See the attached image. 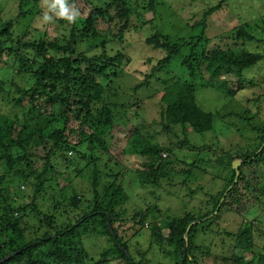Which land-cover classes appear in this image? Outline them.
I'll return each mask as SVG.
<instances>
[{
    "label": "trees",
    "instance_id": "obj_1",
    "mask_svg": "<svg viewBox=\"0 0 264 264\" xmlns=\"http://www.w3.org/2000/svg\"><path fill=\"white\" fill-rule=\"evenodd\" d=\"M39 1L10 0L9 11L0 12V60L2 53L12 57V65L16 64V70L11 77L26 76L35 81V86L30 89L23 87L16 90L18 103H28L25 124L19 127L0 116V157L6 161L7 174L13 173L9 175L11 178H0V261L9 257L2 264H88V256L80 238L85 234H95L108 242L101 261L95 264H148L146 253L139 255L140 259L136 258V254L130 250V240L127 237L125 240L128 227L120 207L126 201L122 183L128 171L123 164V154L126 152L122 150L121 143L129 144V148L139 146L141 154L152 152L150 162L142 164L143 171L137 170L135 173L142 186L152 190L153 196L157 171L164 162L160 154L164 150L142 146L138 129L116 124L115 109L112 110L115 106H109L106 103L108 98L104 100L103 93L97 90L95 74L103 75L110 67L117 68L124 51L118 50L108 57L105 45L102 44V56L89 58L85 54L77 55L76 47L88 39L102 37L96 22L106 26L104 32L109 33L113 39L111 44H123L130 20L138 15L137 9L145 5L153 12L155 7L162 4L158 0H68L66 4L72 9L70 11L78 13V5H83L81 15L72 22L58 18L57 22L68 25L67 36L46 40L43 33L38 37L41 28L34 27L38 23L35 22L36 18L41 16ZM176 1L187 6L199 0ZM227 1L231 0H220L217 5L207 7L200 20L190 26L192 31L200 33L196 37L189 36L180 45L171 43V37H163L159 31L145 40L146 45L165 53L159 66H167L179 50L192 44L188 55L181 60L187 76L174 82L173 86L162 92L160 98L165 103L161 110L164 130L181 126L187 135L202 136L211 132L215 115L199 107L195 94L200 88H214L224 93V96L232 97L244 88V77L239 80L240 75L264 64V25L258 22L241 23L230 31V37L236 43L240 42L241 47L255 42L257 47L253 52L219 48L217 44L223 43V36L215 38L212 45H208L207 19L223 5L226 6ZM139 2H144V5ZM47 24L43 22L40 27L45 28ZM199 47L202 50L198 51ZM204 66L208 71L206 78ZM82 67H87L86 73ZM1 71L10 72L11 67L2 69L1 66ZM233 74L239 85L235 92L226 90L229 83L225 77ZM196 79H202V82L196 85ZM217 79L219 81L215 83ZM57 84L61 85L60 93H56ZM78 87L88 88L86 97L77 94ZM139 87L141 85L134 90ZM262 98L264 94L259 95L255 102L259 103ZM96 103L101 106L93 113L92 105ZM56 104L60 107L55 114L53 107ZM233 114L231 112L228 116ZM238 119L250 125L248 115H240ZM251 130L255 136L246 139L243 148L234 152L226 151L224 160L215 161L216 165L222 166V170H229L218 194L204 202L197 213L167 218L164 228L158 227L156 220L149 226L156 243L159 246L164 243L169 248L166 254L172 264H198L194 251L196 238L205 229L212 227L226 207L241 203L236 198L241 185V189L250 191L255 197L259 195V200L264 204V185H261L259 179L252 180L255 173L251 174L249 182L244 183V170L253 172L257 166L264 168V122L258 126L251 125ZM132 138L135 140L132 141ZM184 144H187L186 140ZM13 148L17 152L12 154L10 150ZM38 148L45 152L40 156L44 160L41 166L34 163V152ZM208 150L211 151L210 148ZM53 156L64 160L65 171L72 168L71 164L77 163L74 167L75 177L58 172L52 166ZM235 160L242 161L236 182V173L231 168ZM189 178H193L191 172L187 173L185 180ZM14 182L18 189L12 196L9 186ZM29 182L32 192L28 198L31 202L19 203L20 185ZM87 184L91 188L88 189ZM230 186V191L224 197ZM48 192L51 195L47 207L45 195ZM62 193L71 196L63 197ZM191 193L187 196L192 197ZM89 194L93 195L92 204H87L86 195ZM41 197L44 211L40 209L41 205L36 204ZM153 209V206H149L146 213L152 214ZM145 221V215L140 213L136 225L143 227ZM31 222L34 227L30 225ZM187 230V247L184 248ZM235 240L237 249L246 251L254 247L258 234L251 224H241ZM261 248L264 249V245ZM110 255L111 261L108 259ZM257 259V264H264V253L259 251ZM238 260L234 259L235 264H253Z\"/></svg>",
    "mask_w": 264,
    "mask_h": 264
},
{
    "label": "rangeland",
    "instance_id": "obj_2",
    "mask_svg": "<svg viewBox=\"0 0 264 264\" xmlns=\"http://www.w3.org/2000/svg\"><path fill=\"white\" fill-rule=\"evenodd\" d=\"M158 1L162 6L155 7L156 10L153 12L146 8L144 2H139L144 6L138 8V15L130 20V26L125 32L123 44L116 42L111 44L113 39L109 33L104 32L106 26L96 22V28L102 37L81 42L76 47V52L77 55L85 54L89 58L102 56V44L105 45L106 56L108 57H111L118 50L124 51L117 68L110 67L103 75L95 74L94 80L98 86L97 90L100 94L103 93L104 100L106 97L108 98L106 103L109 106H115L112 110L115 109L116 124L130 125L138 129L140 139L143 141L142 146L146 145L150 148L157 147L164 150L160 154L164 162L157 171L158 177L153 196L152 190L149 187H143L135 173L137 170L143 171L142 164L150 162L152 152L141 154L139 146L129 148V144L121 143L122 150L124 149L126 152L123 154V164L128 171L122 183L126 201L120 207V212L123 214L122 218L128 227L125 240L126 237L130 240V250L134 255L136 254V258L140 259L139 255L142 256L146 253L148 264H172L166 254L169 248L164 243L159 246L156 240L152 238L148 228L154 223V220H156L158 227L164 228L167 218L181 217L184 213H197L203 207L204 202L222 190L224 179L228 177L229 170H222V166L216 165L215 161L224 160L226 151L234 152L243 148L245 140L255 136L251 130V125L258 126L264 122V98L259 103L255 102L259 95L264 94V64L240 75L239 80L244 77L242 79L244 88L232 97H226L224 93L214 88L203 90L200 88V91L195 94L199 107L204 111L213 112L215 115V123L211 132L202 136L187 135L181 126H172L170 130H164L161 110L162 107H165V103L160 98L162 92L173 86L174 82L187 76L186 70L181 65V60L188 55L189 47L192 44L179 50L167 66H159L158 63L164 58L165 53L146 45L145 40L156 31H159L163 37H171V43L178 45L187 41L189 36L196 37L200 32L192 31L190 26L200 20L207 7L217 5L220 0H199L187 6L176 0ZM47 3H51V0H47ZM47 3L45 0L38 3L41 16L48 11ZM9 7L10 0H0V12L7 13ZM82 7L83 5L79 4L78 13L74 11L76 17L81 15ZM48 14L52 16V20L48 22L45 28L40 27L43 24L42 17L36 18L35 22L38 23H35L34 27L42 30L39 31L41 34L38 37L42 33L46 40L67 36L66 26L68 25L65 26V24L57 22L58 18L67 19L59 17L54 12H48ZM253 21L264 25V0L227 1L226 6L223 5L219 11L212 13L207 19L206 38L208 45H212L215 38L223 36V43L217 44L219 48H233L237 52L239 50L253 52L257 47L255 42H249L245 47H241L240 42L236 43L234 38L230 37L232 28L238 24ZM144 23L146 24L143 25ZM171 46L173 45L171 44ZM197 50L200 51L202 48L199 47ZM1 66L2 69L11 67V71H1ZM82 69L86 73L87 67H82ZM15 70L16 64L12 65V57L2 53L0 60V116L21 127L27 120L26 114L29 108L25 101L18 103L16 90L23 87L30 89L35 86V81L32 77H11ZM203 70L206 78L208 71H206L205 66ZM225 78L229 83L226 85L227 91L235 92L238 90L236 75H229ZM218 81L219 79L215 83ZM246 81L247 83H245ZM201 82L202 79L195 80L196 85ZM139 85L141 87L134 90ZM87 89V87H78L77 94L80 93V96L86 97L89 93ZM60 91L61 85L57 84L56 93H60ZM100 106V103L92 105L93 113ZM59 107L58 104L53 107L55 114ZM231 112L234 114L228 116ZM240 115H248L251 120L250 125L245 121H240L238 119ZM134 138L132 141L135 140ZM185 140L187 141L186 145L184 144ZM6 143L8 141L5 142V145ZM209 148L211 151L208 150ZM10 151L12 154L17 152L15 148ZM44 154L42 148L36 149L34 152L36 166L44 164V160L40 157ZM51 160L53 161L52 166L58 172L71 178L75 177L74 167L77 163L71 164L72 168H67L65 171V162L62 158L53 156ZM256 168L253 172L252 170H244V183L251 178L252 173H255L252 180L259 179L260 183L262 182L261 185H264V168L261 166ZM190 172L193 178L186 181L185 177ZM11 174H7L6 161L0 157V178L2 176L11 178L9 176ZM15 182L10 186L7 185L10 187L12 196L18 189L15 187ZM60 183L61 180L58 184ZM241 187L237 192L238 197H236L241 200V203H233L230 207H226L223 213L215 219L212 227L205 229L196 238L194 251L198 264H235V258L239 259L238 261H244V263L257 264L259 251L264 253V249L261 248L264 245V204L261 203V199L259 200V195L255 197L250 191H245ZM31 188L30 182L26 185H20L19 203L31 202L30 197L28 198L32 192ZM87 188H91V185L88 186L87 184ZM190 192H193L191 193L192 197L187 196ZM50 195L51 192H48L45 195V200L48 201ZM61 196L67 197L71 194L62 193ZM43 197L36 202V204L41 205L42 211L45 210ZM86 198L87 204H92L93 195H86ZM262 200L264 201V198ZM46 205L48 207L50 201ZM149 206L154 207L152 214L146 213ZM140 213L146 217L143 227L136 225L139 222ZM241 224H251L258 234V240L255 241L254 247H250L246 251L236 247V232ZM30 225L35 226L32 222ZM88 230H90L89 227ZM80 239L88 256V264L100 262L103 251L107 248L106 239L95 234H85ZM110 258H112L111 255L108 258L111 261Z\"/></svg>",
    "mask_w": 264,
    "mask_h": 264
},
{
    "label": "clouds",
    "instance_id": "obj_3",
    "mask_svg": "<svg viewBox=\"0 0 264 264\" xmlns=\"http://www.w3.org/2000/svg\"><path fill=\"white\" fill-rule=\"evenodd\" d=\"M45 2L47 3V0H45ZM47 8L48 11L44 12L42 16V22L44 23L52 20V16H50L48 12H54L59 17L66 18L69 22L74 21L76 17V13L74 11H70V6L66 4V0H51V3H47ZM226 195L227 193L224 194V197Z\"/></svg>",
    "mask_w": 264,
    "mask_h": 264
},
{
    "label": "water",
    "instance_id": "obj_4",
    "mask_svg": "<svg viewBox=\"0 0 264 264\" xmlns=\"http://www.w3.org/2000/svg\"><path fill=\"white\" fill-rule=\"evenodd\" d=\"M240 164H241V161L240 160H235V161H233L232 162V164H231V168L235 171V179H234V182H236V180H237V178H238V167L240 166ZM234 184V183H233ZM231 189V186L226 190V193L229 191ZM222 200H223V198L221 199V202H222ZM215 214V213H214ZM213 214V215H214ZM213 215H211V216H209L210 218L213 216ZM198 223H200V222H198ZM108 225H109V223H108ZM187 236H188V230H187V232H186V234H185V236H184V248H186L187 247ZM9 259V257H5L3 260H1L0 261V264H2L3 262H5L6 260H8Z\"/></svg>",
    "mask_w": 264,
    "mask_h": 264
}]
</instances>
